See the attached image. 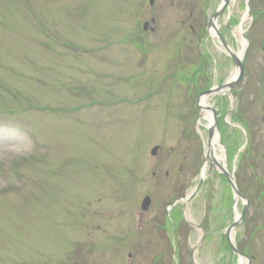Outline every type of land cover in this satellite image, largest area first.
Wrapping results in <instances>:
<instances>
[{
	"label": "rangeland",
	"instance_id": "obj_1",
	"mask_svg": "<svg viewBox=\"0 0 264 264\" xmlns=\"http://www.w3.org/2000/svg\"><path fill=\"white\" fill-rule=\"evenodd\" d=\"M147 1L0 0V264L171 263L172 251L158 255L172 235L163 238L153 220H178V208L166 210L192 191L208 151L197 98L235 68L209 32L221 0H155L152 7ZM259 6L263 0H232L218 19L230 49L246 40L245 71L232 96L206 101L224 115L223 151L236 146L233 157L219 154L249 199L234 238L251 264L264 263ZM246 12L245 33H234ZM153 17L154 32H143ZM205 183L187 205L188 219L200 221L213 206L208 215L225 212L224 226L231 224L219 175L210 173ZM146 196L151 206L139 232ZM199 235L184 234L182 245L187 257L194 250L196 264H217L220 256L238 264L218 251L219 237L210 254L203 244L197 251Z\"/></svg>",
	"mask_w": 264,
	"mask_h": 264
},
{
	"label": "flooded vegetation",
	"instance_id": "obj_2",
	"mask_svg": "<svg viewBox=\"0 0 264 264\" xmlns=\"http://www.w3.org/2000/svg\"><path fill=\"white\" fill-rule=\"evenodd\" d=\"M260 8V12L264 17V0H263V6H259ZM263 29L261 31L260 37L259 38V44H260V50H259V249L264 245H261L260 242L261 240L264 238V233L263 232V228H262V224L264 223V25L262 26ZM257 158V159H258ZM215 172V171H212ZM211 172V173H212ZM216 173V172H215ZM210 174V173H209ZM220 181H223V178L219 177ZM224 182V181H223ZM205 182L203 184H201V190H203L204 186H205ZM224 184V183H223ZM225 187L226 190V184L223 185ZM199 191V192H200ZM199 194V193H198ZM209 194V189L207 191V195ZM225 194V192H224ZM187 194H182L179 195V202L177 204L178 210V220L175 222L174 220L172 221L170 217H168L169 215H167V217L162 218L160 217L161 223L157 224L155 220H153V224L155 225V227L162 233H164V231H166L167 235L169 234L171 237V239L173 240V242H171L170 244L167 242L166 244V251L168 249H175L176 250V254H177V258H178V262L180 264H196L194 262V250L190 251L188 257L186 256V254L183 251V241H184V234H186V238L188 236L189 233L192 232H198L200 233V239L198 238V242L196 244V250H199V246L206 245L207 249L209 252V254L211 253V250L214 249L213 245H215V236L218 230V233L220 235V239H219V243H218V249L222 250L223 253H226V237H221L222 231L224 229V224L226 223V216H225V212L224 214H222V216H219L217 219L215 218L214 215L209 216L208 213L214 211V207L212 206V211H210V209L206 208L205 210V214L202 215V218L200 221L198 222H193L190 221L187 217V213H186V208L187 205H189L190 203H192L198 195H195V197L189 201L187 203V205L183 202V199L185 198ZM208 197H212L211 193L208 195ZM222 201H224V197L222 200L219 199V202L222 203ZM227 203V199L226 201H224ZM208 203V201H207ZM230 201H228L227 206L225 205V203L223 204L224 207H227L230 209ZM175 208V209H176ZM207 214V216H206ZM167 220V222L169 223H165L162 224V222L164 220ZM171 222V223H170ZM217 226V227H216ZM172 227V230H170ZM165 234V235H166ZM172 246V247H171ZM169 250V251H170ZM129 257L131 258L130 254ZM187 260V263H186ZM222 257L220 256L217 264H222V261H224V263L226 262V259H223L222 261ZM262 264H264L262 262Z\"/></svg>",
	"mask_w": 264,
	"mask_h": 264
},
{
	"label": "water",
	"instance_id": "obj_3",
	"mask_svg": "<svg viewBox=\"0 0 264 264\" xmlns=\"http://www.w3.org/2000/svg\"><path fill=\"white\" fill-rule=\"evenodd\" d=\"M153 0H150L149 2L152 3ZM230 0H223V3L220 5V7L218 8L217 12L212 16V18L210 19V26H213V21L217 18H219V16L222 14V12L224 11V8H226L229 4ZM147 27V24L144 25V29H146ZM216 35H217V38L218 40L220 41L221 45L223 46L224 50H226L227 54L229 55V57L231 58V60L233 61V64H234V67L237 68L238 70V74L236 75V77L234 79H232L231 81L225 83L224 85L220 86V87H216V88H212L208 91H205V93H203L199 99H198V109L201 110L203 109V107L201 106V104L199 103L200 99L202 96H210V95H213L215 93H218V92H221L222 90H225L227 91V93H231L234 89V87L236 86V84L241 80L242 78V75H243V65H242V60L240 58H238L230 49L229 47L227 46V44L225 43L224 40H222L221 37H219V34L216 32ZM204 109L206 110H209L212 112V115H213V121H212V124L211 126L207 129L208 130V144L211 142L212 138L214 137V132L217 131V116H216V112H214L215 110L210 108V107H204ZM159 147H155L153 148V150L151 151V154L152 156L156 155L157 151H158ZM209 158L208 154L206 156V161L207 159ZM211 168L213 167H216L221 174H223L226 178H227V183H229L234 195H235V199H241V200H244L246 201V204H244L243 206V211L242 213H240L239 215V218L236 219L234 221V223L228 228L227 230V234L229 236V234L234 231L236 229V227L238 226V224L242 221L243 219V216H244V213L246 212V208H247V203H248V200L245 199L240 193L239 191L237 190V187L235 185V182H234V179H233V175L229 174L227 172V170L224 168L223 165H221L220 162H218L217 160H215L214 158L212 159L211 161ZM203 182V179L200 180L199 182V186L196 188L194 194L199 190V187L201 186L200 184H202ZM194 194L192 195H189V198H191ZM150 205V199L149 198H145L144 201H143V204H142V210L143 211H147L148 208ZM140 218H141V215H140ZM139 218V219H140ZM141 221V219H140ZM229 242V245L232 249V251L234 252V254H236L238 257H242V258H245V255H242V253L240 254V252L237 251V249L235 248L234 245H232L233 243L230 241V239L228 240ZM247 259V258H246Z\"/></svg>",
	"mask_w": 264,
	"mask_h": 264
},
{
	"label": "bare ground",
	"instance_id": "obj_4",
	"mask_svg": "<svg viewBox=\"0 0 264 264\" xmlns=\"http://www.w3.org/2000/svg\"><path fill=\"white\" fill-rule=\"evenodd\" d=\"M247 12L243 15V17H241V20L239 22V25L238 27L236 28V32L234 33H238V34H243L244 33V25L246 23V20H247ZM219 24H218V21L214 22V25L212 27V29H210V33L211 35H214V31L213 29H216V30H219ZM239 46L240 48L236 51V50H233V52L235 53V55L238 57V58H243V53L245 51V48H246V41L245 40H241L239 41ZM236 75V73H234L229 80H231L234 76ZM221 95H226V91H222L221 92ZM207 100L202 98L201 100V105H203V108L205 106H207ZM201 115H202V118L205 119V123H207L206 127H208L210 125V123L212 122V114L211 112L203 109L202 112H200ZM219 142V137L218 135H215L211 142L209 143V146H208V152H209V155L210 157H215L216 160H222L221 156L219 153H222L223 152V149L220 145ZM206 171H207V165L205 166V168L203 169V172H202V175L205 176L206 174ZM243 263V262H242Z\"/></svg>",
	"mask_w": 264,
	"mask_h": 264
},
{
	"label": "trees",
	"instance_id": "obj_5",
	"mask_svg": "<svg viewBox=\"0 0 264 264\" xmlns=\"http://www.w3.org/2000/svg\"><path fill=\"white\" fill-rule=\"evenodd\" d=\"M200 72H203V70L201 69L200 70ZM232 145V147H230V150L228 149V155L231 157H233V153H235L236 152V146L234 145V143H232L231 144ZM232 151V152H231Z\"/></svg>",
	"mask_w": 264,
	"mask_h": 264
}]
</instances>
